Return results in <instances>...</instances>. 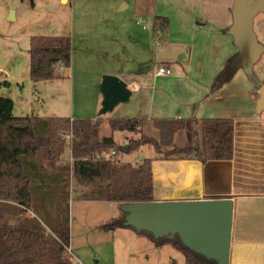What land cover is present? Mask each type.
Instances as JSON below:
<instances>
[{
	"label": "rangeland",
	"instance_id": "rangeland-1",
	"mask_svg": "<svg viewBox=\"0 0 264 264\" xmlns=\"http://www.w3.org/2000/svg\"><path fill=\"white\" fill-rule=\"evenodd\" d=\"M118 1L120 2V0H69L68 2L65 0H0V97L14 102L12 113L14 117L97 119L99 111L96 112L93 108L95 94L98 95V91L97 87H94L93 73L81 74L71 68L72 76L69 78L57 77L46 83L32 82L28 74L29 40L31 37L38 36H68L71 39L73 57L76 60L80 53L81 40L86 38L85 42L90 43L91 46L84 50L85 58L90 61L98 60L97 55L99 51L103 53V50L98 47L96 37L100 39L107 37V34L122 37L126 33V30L113 25L114 20L119 22L133 18V22L138 21L139 25L148 23L147 15L136 16L130 9L120 11L122 4ZM126 1H135L137 7L144 5L145 9L151 8L154 15L167 19L169 24L167 36H170L171 40L174 39L172 41L174 45L183 47L184 56L191 55L190 80L209 84L215 78L213 72L221 65L223 69L219 73H225L228 76L229 68L235 58L231 54H234L232 52L234 47L236 48L233 37L229 33L233 0ZM11 16L13 18L10 19ZM93 18L103 23L92 24ZM107 22L111 24H106ZM95 24H98L97 29L93 28ZM159 26L160 33L165 35V28L162 24ZM252 31L257 43L264 47V14L258 13L254 17ZM89 35L92 37H88ZM92 44L99 50L93 48ZM226 47L230 51V57L227 60ZM100 64L97 63V65ZM82 65L93 66L92 62ZM251 70L257 80L264 81V52L252 65ZM20 77H26L22 84L18 83ZM5 82L10 85H5ZM250 83L253 82L249 80L246 71L239 68L223 82L224 93L222 94L228 97L237 94L232 101L236 100L245 107H252L253 101L246 94ZM153 88L155 89L154 86ZM187 91L185 86L180 85L171 87L165 92H157L153 102L154 111L157 105L162 103L167 110L166 114H171L172 110L169 108L173 107L176 101L193 98V94H188ZM257 101L258 97L254 111L256 115L261 114L264 117V109L256 110ZM129 104H121L114 114L121 115V111ZM142 129L143 126L141 133ZM119 133H124L125 136L132 134ZM150 153L145 148L141 152L137 150L122 154V157L125 161L138 164ZM70 163V149L65 140L60 164L66 166ZM64 178L67 185L65 192L68 193L66 208L69 218V247L74 257L72 264H184L179 252L170 246H158L156 240L148 236L147 232L133 228L101 229L111 220H123L118 204L85 201L79 197L91 187L77 184L70 173H66ZM29 212L33 213L27 210L23 214ZM23 214L14 212L11 223L24 222L22 224L27 225V219L34 222L38 220L35 215V217L33 215L29 217ZM19 215L23 216L19 217Z\"/></svg>",
	"mask_w": 264,
	"mask_h": 264
},
{
	"label": "trees",
	"instance_id": "trees-1",
	"mask_svg": "<svg viewBox=\"0 0 264 264\" xmlns=\"http://www.w3.org/2000/svg\"><path fill=\"white\" fill-rule=\"evenodd\" d=\"M155 22L165 28L166 18ZM71 39L68 36L31 37L28 48V74L32 82H49L57 78L55 70L71 65ZM252 65L245 71L249 80L258 85ZM232 74L220 73L216 83L222 84ZM13 101L0 97V264H72L70 250L68 198L65 174L70 173L77 184L91 188L79 198L103 201L119 206L153 202L151 163L111 162L95 156L109 150L122 154L112 138L98 137L103 122L70 118L14 117ZM112 132L138 135L128 140L127 154L143 146L152 148L163 160L192 159L187 145L172 149L176 133L199 127V161H230L233 158L234 122L231 119L153 118L158 138L141 133L143 119L108 118ZM70 136L71 163L63 166L60 157L65 136ZM97 171V174L94 173ZM20 210V211H19ZM30 210L37 217L31 227L11 223L12 215ZM123 214V213H122ZM111 220L101 229L126 227ZM147 235L154 238L150 233ZM158 246H170L181 254L184 264H217L192 251L177 235L154 238Z\"/></svg>",
	"mask_w": 264,
	"mask_h": 264
},
{
	"label": "crops",
	"instance_id": "crops-1",
	"mask_svg": "<svg viewBox=\"0 0 264 264\" xmlns=\"http://www.w3.org/2000/svg\"><path fill=\"white\" fill-rule=\"evenodd\" d=\"M119 4H122L120 11L130 9L136 16L147 15L148 23L139 25L138 21L133 22V18L119 22L114 20L113 25L126 30V33L122 37L110 34L100 39L96 37L98 47L102 48L103 53L99 51V59L94 61L85 58L83 52L88 49L90 43L85 42L86 38H82L78 58L75 60L73 57L72 45L70 67H57L56 76L69 78L72 76L71 68L81 74L93 73L97 91L105 75L115 76L126 83L131 94L128 101L121 104H130L121 111V115L114 114L121 104L115 106L111 112L100 115L103 97L99 91L98 95L95 94L93 108L96 112L99 111L97 119H103L97 130L98 137L112 138L120 148L125 147L131 138H138V135L125 136L124 133L112 132L105 121L108 118L118 116L117 118L143 119L142 133L154 139L158 138V131L151 122L153 118L231 119L234 122V131L233 158L230 161H199V127L176 133L171 146L172 149H180L187 145L192 149V159L163 160L147 146L138 151L146 148L151 152L147 158H153L151 173L155 202L231 199L233 211L228 264H264V117L261 114L256 115L254 111L258 91L264 81L257 80L258 85L250 83L246 94L253 101V105L248 108L236 100L232 101L237 94L230 97L222 94L223 83H216L219 72L223 69L222 65L215 69V78L209 84L190 80L191 55L184 56L183 47L174 45V39L171 40L172 38L167 36L169 24L165 27V35L161 34L160 26L155 22V18L159 16L154 15L151 8L145 9L144 5L137 7L135 1L120 0ZM98 20L93 18L92 24L103 23ZM97 26L98 24H95L93 28L97 29ZM94 46L92 44L93 48H97ZM236 48L234 47L232 57L237 55ZM229 52L226 47V60L230 57ZM89 62H92V67L82 65ZM98 62L101 64L97 65ZM158 65L169 68L171 76H156L155 68ZM24 80L26 77H20L18 83L22 84ZM5 85L10 84L5 82ZM180 85L185 86L187 93L193 94V98L176 101L173 107L170 106L169 110L172 112L169 115L166 114L167 110L162 103L158 104L154 111L156 93ZM203 104L205 105L201 107ZM122 154L119 155L121 162L135 164L123 160ZM118 209L120 210L119 205ZM29 215L35 217L30 212L24 216ZM33 223L35 224L27 219V226L31 227Z\"/></svg>",
	"mask_w": 264,
	"mask_h": 264
},
{
	"label": "water",
	"instance_id": "water-1",
	"mask_svg": "<svg viewBox=\"0 0 264 264\" xmlns=\"http://www.w3.org/2000/svg\"><path fill=\"white\" fill-rule=\"evenodd\" d=\"M264 14V0H233L229 29L238 49L228 74L258 61L264 47L257 43L252 22ZM13 16L10 17V19ZM103 97L100 115L107 114L118 104L128 101L131 94L121 79L105 75L98 88ZM264 109V84L258 91L257 111ZM119 150L125 154L126 147ZM97 174V171H94ZM122 224L137 231L150 233L154 238L177 235L184 246L214 260L228 264L233 202L231 199L199 201H167L134 203L120 206Z\"/></svg>",
	"mask_w": 264,
	"mask_h": 264
},
{
	"label": "built area",
	"instance_id": "built-area-1",
	"mask_svg": "<svg viewBox=\"0 0 264 264\" xmlns=\"http://www.w3.org/2000/svg\"><path fill=\"white\" fill-rule=\"evenodd\" d=\"M171 74H172L171 70L169 68H167L166 66L158 65L155 68V75L156 76L170 77ZM64 138H65L66 142L69 144L70 136L66 135ZM95 158L96 159H102V160H105V161H111V162L120 161L119 155L113 149L109 150V151H107L105 153L98 154V155L95 156ZM68 252H69L70 255H72V251L71 250H68ZM72 258H74L73 255H72Z\"/></svg>",
	"mask_w": 264,
	"mask_h": 264
}]
</instances>
